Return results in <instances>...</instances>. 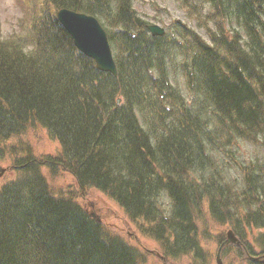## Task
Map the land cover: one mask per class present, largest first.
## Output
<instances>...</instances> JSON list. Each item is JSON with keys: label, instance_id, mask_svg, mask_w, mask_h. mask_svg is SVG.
<instances>
[{"label": "trees", "instance_id": "obj_1", "mask_svg": "<svg viewBox=\"0 0 264 264\" xmlns=\"http://www.w3.org/2000/svg\"><path fill=\"white\" fill-rule=\"evenodd\" d=\"M16 1L17 29L4 34L0 20V161L10 159L14 174L0 186V264H146L80 202L91 189L113 200L167 261L214 263L200 237L207 203L212 221L242 242L225 246L223 261L264 264V165L243 168L238 186L211 156L238 141L264 145V0H181L198 14L207 9L210 42L181 21L171 34L151 36L133 0H23L27 9ZM61 8L101 21L117 77L76 48L57 19ZM174 55L183 56L188 89L213 119L203 123L173 87ZM36 127L60 143L57 154L13 144ZM43 168L51 177L70 173L75 189L56 194Z\"/></svg>", "mask_w": 264, "mask_h": 264}, {"label": "rangeland", "instance_id": "obj_2", "mask_svg": "<svg viewBox=\"0 0 264 264\" xmlns=\"http://www.w3.org/2000/svg\"><path fill=\"white\" fill-rule=\"evenodd\" d=\"M21 2L27 9L28 4L23 2V0ZM133 7L136 13L147 21L148 24H155L165 28L166 35L172 33L171 29L176 21H181V23L188 25L205 41L210 42L206 27L210 25L214 29V25L206 18V8L204 13L198 14L197 11L188 10L187 7L183 6L181 0H133ZM197 7L200 9V6ZM20 15L21 11L16 6L15 0H0V20L4 34L12 33L13 30L17 29V21ZM176 57L174 55V58H171L168 62L170 81L173 87L181 92L188 108L192 109L195 114L197 112L202 114L203 123L206 120L213 119V115L205 117L206 114L210 113V107L205 106V108L200 109L197 105V98H199L197 90L194 88L193 92H191L188 89L186 78L182 72L181 63L184 62V58L182 55L178 56L177 59ZM140 117L143 121L141 115ZM202 128H207V126L203 125ZM12 142L13 144L22 143L23 145L28 143L39 156H43V154H57L61 150L60 144L50 137L47 130L41 127L28 131L26 134L20 136V138L13 139ZM211 156L217 170L220 171L227 182L241 186L242 178L244 177L243 168L248 169L252 166L256 167L258 171L264 165V145L261 142L238 141L233 146L227 147V152L218 151L212 153ZM0 166L7 169V172L0 177V186H2L11 180L14 174H12V171H9L11 167L10 159L0 161ZM42 171L55 192L68 194L69 190L75 189L76 185L69 173L59 171L56 176L51 177V172L47 168H43ZM80 201L92 214L94 213L99 216L109 230L116 232L130 244L138 247L144 253L146 264H190L191 259L188 256H182L175 261L163 259L159 244L140 233L137 227L127 219L119 206L98 190L91 189L86 192L80 198ZM161 203L164 206H170V201L166 197L161 199ZM201 215L199 220L201 240L206 247V251H212L214 256H216L219 249L218 237L222 234L226 235L230 227L214 223L207 204L202 208ZM205 226H207V231L203 233ZM213 259V264H216L215 257ZM224 264L238 263L237 260L233 262L228 259Z\"/></svg>", "mask_w": 264, "mask_h": 264}, {"label": "water", "instance_id": "obj_3", "mask_svg": "<svg viewBox=\"0 0 264 264\" xmlns=\"http://www.w3.org/2000/svg\"><path fill=\"white\" fill-rule=\"evenodd\" d=\"M57 16L60 23L73 38L76 47L85 55L94 59L99 70L117 76L112 48L107 33L99 20L91 15L69 9L59 10ZM148 29L153 36H163L165 34V29L157 25H149ZM3 173L4 169L0 167V177ZM229 243L240 245V241L232 230L227 232L225 244ZM223 246L217 254V264H223L221 258Z\"/></svg>", "mask_w": 264, "mask_h": 264}]
</instances>
